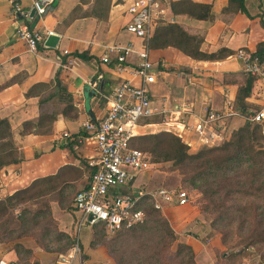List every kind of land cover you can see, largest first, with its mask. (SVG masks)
Returning <instances> with one entry per match:
<instances>
[{"label":"crops","instance_id":"crops-1","mask_svg":"<svg viewBox=\"0 0 264 264\" xmlns=\"http://www.w3.org/2000/svg\"><path fill=\"white\" fill-rule=\"evenodd\" d=\"M130 1L109 0L108 4L107 1H97L96 5V0H58L42 20L34 19L37 30L53 31L54 36L59 38L56 48H47L42 43L36 52H30L14 35L16 24L11 17L8 0H0V120L9 123L14 143L22 157L20 163L0 169V200L28 187L36 179L56 175L66 166H74L76 174L66 172L61 179L77 187L78 191L87 187L90 177L80 162L88 163L96 157L94 146L86 142L69 149L66 147L68 139L63 135H80L86 121L103 119L108 108L107 99L118 83L129 80L137 84L136 78L130 73L137 63L135 53L128 54L125 64L128 70L120 76L113 73L114 53L110 54L109 64L102 62L110 48L131 45L134 52L140 51V40L125 31L130 20L127 13ZM178 1L181 0H160L165 9L164 23L176 24L188 34L199 36L203 40L200 47L203 53L226 50L232 52V55L215 61H199L172 47L149 49L156 72V82L150 91L155 106L160 109L163 106L165 114L141 121L138 136L161 131L177 135L179 132L181 140L190 147V151L196 152L202 148V144L191 128L198 117H202L208 109L222 112L227 109L228 103L233 106L239 88L245 87L243 66L234 55L239 49L254 53L257 45L264 40L261 25L264 24V0H244L250 17L240 13L234 16L222 14L228 6V0H188L195 4L211 5V22L198 21L184 13L172 11L170 4ZM22 3L29 9L30 0H22ZM76 55H84L85 58L80 59ZM99 76L101 80L98 83ZM56 77L66 87L76 112L67 115L58 113L49 133L20 136L22 125L35 122L40 114L39 97H26L25 94L33 86L49 84ZM245 102L246 114L264 107L263 80L253 82ZM188 105L191 106V114L176 111V108ZM236 113L224 124L226 140L246 122L244 115ZM174 123L182 126L171 125ZM148 174V171L139 174L136 189L153 192L148 187ZM51 211L54 217L57 216L60 231L69 234V223L72 225L78 218L73 202L68 212L62 211L57 203L51 204ZM161 211L176 235L180 236L178 242L192 249L195 264L228 263L227 254L223 252L220 242L213 240L204 243L197 237L198 234L193 236L185 233L188 225L193 226L195 231H205L204 226L197 225V209L189 204L182 207L164 204ZM89 228L85 227L82 231H89ZM79 243L86 264L112 263L106 247L100 245L92 249L88 240ZM221 253L222 258L219 256ZM0 256L17 260L16 254L5 250L2 244ZM35 256L30 259V263L46 264L51 261V256Z\"/></svg>","mask_w":264,"mask_h":264},{"label":"trees","instance_id":"trees-1","mask_svg":"<svg viewBox=\"0 0 264 264\" xmlns=\"http://www.w3.org/2000/svg\"><path fill=\"white\" fill-rule=\"evenodd\" d=\"M97 1H107L108 4L109 0H96V5ZM170 6L172 11L176 10L184 13L192 19L213 21L211 5L195 4L188 0H181L172 2ZM228 13L231 16L240 13L250 17L244 0H228V6L222 11V14ZM261 25L264 29V24L261 23ZM202 42L203 40L199 36L188 34L180 26L162 22L155 27L148 47L149 49L172 47L191 59L199 61H215L232 55V52L226 50H219L212 54L203 53L200 51ZM252 55L259 62L264 61V40L257 45L256 51ZM76 57L85 58L84 55H76ZM244 77L245 87L239 88L233 109L235 112L244 115L247 120L253 113H245L247 108L245 99L249 96L252 84L257 78L245 72ZM25 96L39 97L40 114L35 122H25L22 125L20 136L31 133H49L58 117V113L67 115L76 112L70 94L58 77L49 84L33 86ZM78 136L73 135L74 140H68L66 147L71 149L73 145H79L75 140ZM130 144L132 148L148 154L152 165L171 163V168L179 171L182 176V184L188 185L191 190L200 194L201 198L198 199L201 205L200 213L205 216L216 215V218L210 222L212 227H217L222 222H226L230 227L243 217L238 209L235 213H232L234 210L233 206L225 209V201L230 202L233 199L232 197L237 195L254 197L264 194V136L261 134V127L248 122V120L243 127L232 132L230 137L220 145L202 147L197 152H191L190 147L181 138L167 131L136 136L132 138ZM21 161L22 157L14 143L9 123L6 120H0V169L18 164ZM80 165L84 167L86 173L91 177L94 169L90 168L87 162H80ZM66 172L71 175L76 174V168L74 166H66L56 175L36 179L28 187L0 200V244L14 243L41 229L40 237L45 243L36 244L38 250L51 253L50 245L63 240H65L68 248L73 246L74 240L66 233L58 232L57 227L56 230L51 228V226L55 227L57 224L52 219L50 203L55 202L62 208L65 205L66 192L75 189L74 185L61 179L62 174ZM225 190L226 199L224 200L222 193ZM126 192L128 190L121 191L123 194ZM44 197L49 198L43 200ZM39 201H42L41 205H39ZM221 201H224L223 206L219 204ZM135 210L143 212L142 221L128 228L124 226L119 231H116L115 233L119 232L116 242L125 235L123 234L124 231L130 232L132 235L145 231L154 232L160 239L163 249H167L173 243L178 242V238L169 222L162 216L161 211L154 209L152 199L149 196L141 198ZM256 212H258L256 216L259 218L261 230L252 229L253 233L248 234L246 238L247 244L242 249L245 251L249 247H253L257 252L260 251L261 261L258 264H262L264 262V250L260 247L264 246V227H262L264 225V202L262 206H257ZM147 216L148 220L145 219ZM246 226L247 222L244 221L239 224L238 229L242 231ZM97 227L105 229L103 224H97L92 228L96 229ZM97 235H94V238ZM98 245L99 240H93L90 244L91 248H95ZM9 250L16 254V261L19 264H22L20 262L22 255L26 259L32 255V250L25 248L21 242L13 244ZM107 251L110 256L117 258V254L113 249L112 251L111 249ZM176 251V258L182 253H186L188 257L185 263L195 264L194 254L189 246L178 242ZM240 254L241 252H238L234 256H239ZM229 258L228 256V260ZM151 259L157 261L159 256L155 254ZM121 261L122 259L120 258L117 263L121 264ZM25 264H29V261L25 262ZM137 264H141V261Z\"/></svg>","mask_w":264,"mask_h":264},{"label":"built area","instance_id":"built-area-1","mask_svg":"<svg viewBox=\"0 0 264 264\" xmlns=\"http://www.w3.org/2000/svg\"><path fill=\"white\" fill-rule=\"evenodd\" d=\"M55 1L30 0V7L27 9L22 0H8L11 17L16 24L14 35L30 52H36L39 44L55 35L53 31L47 29L40 32L35 26L31 28L33 20H42ZM30 9L35 12L33 19L30 18ZM127 13L130 20L125 31L140 40V51L134 52L131 45L110 48L103 56L102 62L109 64L110 54L114 53L113 73L120 76L128 70L125 66L128 54L135 53L137 63L130 73L136 78L137 84L129 80L118 83L107 99L108 108L104 118L99 121H86L82 125V134L75 139L79 145L90 142L94 146L96 157L88 162V166L93 168L94 172L87 187L74 196L73 209L78 214L74 223L76 238L74 237V244L69 252L66 255H59L57 264H86L79 243V235L83 228L103 224L107 233L113 234L124 226L130 227L141 222L143 212L135 210V207L145 196L152 199L154 209L159 211L164 204L182 207L190 202L187 191L183 189L162 188L148 193L143 188H135L139 174L152 164L149 155L132 148L130 142L132 138L138 136L141 121L165 114L163 106L161 109L155 106L150 91V87L156 82V72L150 60L148 44L155 27L164 22L166 17L160 0H131ZM234 57L241 62L243 72L264 81V61L259 62L252 53L244 49L237 50ZM100 80L101 76L98 83ZM176 111L191 114V106H181L176 108ZM236 115L229 103L227 109L222 112L208 109L202 117H198L191 130L197 135L202 147L218 146L226 141L224 137L226 120ZM247 120L259 125L264 136V107L250 115ZM171 125L182 126L176 123ZM180 135L178 132L176 136L181 138ZM63 137L74 140L69 134H64ZM134 189L136 191L132 192ZM121 190L128 192L123 194ZM245 253L240 264L260 263L261 254L255 248L249 247ZM0 264L19 263L16 260L0 258Z\"/></svg>","mask_w":264,"mask_h":264},{"label":"rangeland","instance_id":"rangeland-1","mask_svg":"<svg viewBox=\"0 0 264 264\" xmlns=\"http://www.w3.org/2000/svg\"><path fill=\"white\" fill-rule=\"evenodd\" d=\"M135 146L139 149L137 145ZM256 149H258V147H256ZM147 171L149 173L148 178L150 177V180L148 181V187L150 189H153V191L162 188L170 189V190L183 189L187 191L190 197L189 206L194 207L200 213L201 205L198 201V199L201 198L200 194L196 191L191 190L188 185L182 184V176L180 175L179 171L173 170L171 168V163L149 165L143 172H147ZM143 182H145V179ZM77 192H78L77 187L75 189H72L71 191L66 192L67 195H65V205L62 208L59 207L62 211H67V212L70 211L71 204ZM225 193L226 190L222 193L224 195L223 196L224 200L226 199ZM49 197H44L43 200ZM232 198L233 199L230 202L225 201V207H226L225 209L233 206L234 210L232 211V213H235L237 209L241 212L243 217L239 221H237V223H234L232 226L229 227L226 222H222L217 227H212L210 222L216 218V215L205 216L200 213L197 225L204 226L205 231L203 232L195 231L194 228H192L193 226L188 225L186 227L185 233L193 236L195 235L197 236L198 234L197 237L204 243L217 240L222 244L223 252L227 254V257L228 256L230 257L227 264H240L246 254L242 248L245 247L247 244L246 238L248 234L253 233L251 231L252 229L256 231L261 230L259 218L256 216V214H258V212H256V208L257 206H262V203L264 202V194L256 195L254 197H242L237 195V196H233ZM42 201H39V205L42 204ZM52 203L55 202L50 203L49 205L50 211H51ZM223 203L224 201H221V203L219 204L223 206ZM160 213L162 214V216H164L162 211ZM51 215H52V211H51ZM56 217L52 215V219L56 222L57 226L55 227L51 226V228H54L56 230L57 227V231L62 232L60 231V223L57 221ZM145 219L148 220V216ZM244 221L247 222V226L244 230L240 231L238 229V226ZM70 223H69V227H71V231L67 235L74 240L75 224L74 222L72 225ZM262 227H264V225H262ZM88 230L89 231L86 232L84 231L85 233L83 231L80 232L79 240L81 241V243H84L86 240H88V242L90 241L91 244L93 240H99L98 246L102 245L104 247H107V250L111 249V251L113 249L117 254V258L111 256L112 257L111 264L113 263L118 264L117 260L120 258L122 259L121 264H137L139 261H141V264H187L185 263L187 261L186 258L188 257L186 253H182L181 255H179L178 258L175 257V254L177 252L176 244L178 242L173 243V245L171 247H168L167 249H163L161 247L160 239H158V237L154 232L145 231V232H138L137 234L132 235V233L124 231L123 234L125 235L121 237L119 241L116 242V237L118 236L119 232L115 234L114 233L109 234L104 228L101 227H97L96 229L89 228ZM41 232H42L41 229L36 230L27 238H22L20 240L15 241L14 243H9L7 245L2 244V246H4L5 250H9V248H11L13 244L21 242L25 246V248L32 250V255L29 258L26 259L24 255L21 256L20 262L22 264H25V262L27 261H29V264H33L30 263V259L34 257L36 258L35 255L38 256L40 254L51 256L49 257L50 258L49 261L50 260L51 261L46 264H57V259L59 255H66L72 247L71 248L69 247L70 248L69 249L68 246L66 245L65 240H63L57 243H52L50 245L51 253L38 250L36 244L45 243L42 237H40ZM94 235H97V237L94 238ZM176 236L180 241L181 239L180 236L178 235ZM260 248L264 250V246ZM238 252H241V254L239 256H234V254ZM155 254L159 256V259L157 261L155 259H151L152 256H154ZM83 256L84 255L82 254V257ZM219 256L221 257L222 253ZM1 257L3 256H0V258ZM4 259H6L5 256ZM36 263L40 264L39 262ZM262 264H264V262Z\"/></svg>","mask_w":264,"mask_h":264},{"label":"water","instance_id":"water-1","mask_svg":"<svg viewBox=\"0 0 264 264\" xmlns=\"http://www.w3.org/2000/svg\"><path fill=\"white\" fill-rule=\"evenodd\" d=\"M58 2V0H56L52 6L54 7L56 5V3ZM34 14L35 12L33 10L30 11V18L33 19L34 18ZM36 24V20H33L32 24H31V28H34ZM59 41V38L57 36H51V37H48L45 42H44V46L47 47V48H50V49H55L56 46H57V43Z\"/></svg>","mask_w":264,"mask_h":264}]
</instances>
